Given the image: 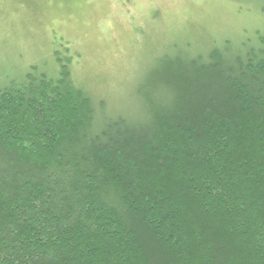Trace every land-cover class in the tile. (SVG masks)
<instances>
[{
	"label": "trees",
	"instance_id": "16d2710c",
	"mask_svg": "<svg viewBox=\"0 0 264 264\" xmlns=\"http://www.w3.org/2000/svg\"><path fill=\"white\" fill-rule=\"evenodd\" d=\"M160 68L134 117L65 66L0 90V264H264V32Z\"/></svg>",
	"mask_w": 264,
	"mask_h": 264
},
{
	"label": "rangeland",
	"instance_id": "374dc122",
	"mask_svg": "<svg viewBox=\"0 0 264 264\" xmlns=\"http://www.w3.org/2000/svg\"><path fill=\"white\" fill-rule=\"evenodd\" d=\"M263 32L264 0H0V90L65 66L110 113L134 117L163 64Z\"/></svg>",
	"mask_w": 264,
	"mask_h": 264
},
{
	"label": "bare ground",
	"instance_id": "6f19581e",
	"mask_svg": "<svg viewBox=\"0 0 264 264\" xmlns=\"http://www.w3.org/2000/svg\"><path fill=\"white\" fill-rule=\"evenodd\" d=\"M250 43V42H249Z\"/></svg>",
	"mask_w": 264,
	"mask_h": 264
}]
</instances>
